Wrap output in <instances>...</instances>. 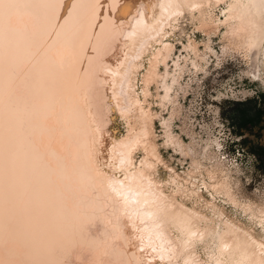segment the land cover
Segmentation results:
<instances>
[{
	"label": "bare ground",
	"instance_id": "6f19581e",
	"mask_svg": "<svg viewBox=\"0 0 264 264\" xmlns=\"http://www.w3.org/2000/svg\"><path fill=\"white\" fill-rule=\"evenodd\" d=\"M185 12L224 28V53L242 51L264 81V0H0V264H264V237L223 218L217 201L262 231L264 205L239 198L222 162L186 200L156 169L157 120L166 144L191 156L190 174L201 168L148 101L152 85L160 105L186 93L189 59L172 41ZM198 46L184 45L194 67L206 59ZM115 114L127 124L120 138L108 128Z\"/></svg>",
	"mask_w": 264,
	"mask_h": 264
},
{
	"label": "rangeland",
	"instance_id": "374dc122",
	"mask_svg": "<svg viewBox=\"0 0 264 264\" xmlns=\"http://www.w3.org/2000/svg\"><path fill=\"white\" fill-rule=\"evenodd\" d=\"M221 8L222 5L215 10L217 18L221 17ZM179 21L180 31H177L178 34L172 41L176 44L177 55L182 54L189 59V66L182 80L186 93L180 94L179 104L166 101L160 105L155 96V85H152L153 97H149L148 101L155 112L171 120L173 133L191 145L201 162V168L190 174L191 156L166 144L164 127L157 120L156 131L165 164H157L156 169L161 173L165 189L170 193L176 191L179 199H185L194 188L193 182L199 185L201 180L210 181L207 170L212 169L217 162H222L233 183L239 182L236 190L239 198L243 202L251 201L263 206L264 81L248 73L250 67L242 51L236 53L233 49H227L224 53V46L227 44L223 38L224 28L201 29L198 14L192 16L188 12L183 13ZM189 41H195L200 53L206 55V59L198 61V67L191 65L195 58L194 52L184 50V45ZM206 45H210L213 52ZM149 57L150 53H147L142 58L144 66L140 68V79ZM172 64L171 62L170 65ZM161 71L164 72L163 67ZM108 128L118 138L127 132V124L119 114L111 118ZM143 156L141 150L135 154L136 166H139ZM172 168L180 174L175 183L171 178ZM206 198L211 200L210 196ZM217 203L225 210L223 218L240 220L264 237L258 221L250 219V213L244 208L231 207L223 199H218ZM199 208L212 220L220 218V210H213L204 201L199 204Z\"/></svg>",
	"mask_w": 264,
	"mask_h": 264
}]
</instances>
